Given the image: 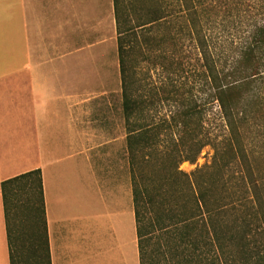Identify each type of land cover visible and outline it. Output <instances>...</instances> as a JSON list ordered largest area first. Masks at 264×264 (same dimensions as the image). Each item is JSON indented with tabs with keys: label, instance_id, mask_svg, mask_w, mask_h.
<instances>
[{
	"label": "trees",
	"instance_id": "16d2710c",
	"mask_svg": "<svg viewBox=\"0 0 264 264\" xmlns=\"http://www.w3.org/2000/svg\"><path fill=\"white\" fill-rule=\"evenodd\" d=\"M114 7L140 264H264V0ZM155 71L175 77L144 81ZM207 146L209 165L180 170ZM1 189L10 264H52L41 171ZM27 212L38 232L22 242Z\"/></svg>",
	"mask_w": 264,
	"mask_h": 264
},
{
	"label": "crops",
	"instance_id": "0c3cea01",
	"mask_svg": "<svg viewBox=\"0 0 264 264\" xmlns=\"http://www.w3.org/2000/svg\"><path fill=\"white\" fill-rule=\"evenodd\" d=\"M119 74L114 0H0V264L1 185L36 170L52 264H140Z\"/></svg>",
	"mask_w": 264,
	"mask_h": 264
},
{
	"label": "rangeland",
	"instance_id": "374dc122",
	"mask_svg": "<svg viewBox=\"0 0 264 264\" xmlns=\"http://www.w3.org/2000/svg\"><path fill=\"white\" fill-rule=\"evenodd\" d=\"M188 42H186L187 45ZM194 48H187V53L185 54L186 58L184 59L185 63H186V67H190L188 66L189 62L195 63L196 62V58L198 57L197 52L195 50H193ZM145 71H148L147 68H145ZM120 72V69H119ZM141 74V72H139ZM143 73V71H142ZM191 73L189 71V75L185 76L188 78H191ZM142 77H144V81L146 80L148 83L151 82L152 84H156L158 86L161 85L162 82H164L165 78L167 79V81L169 80V78H173L175 77V75L173 73L167 74V73H160V72H152L150 73L149 77L146 74H142ZM179 76H177L176 78H178ZM119 89L121 91V79H120V74H119ZM175 80V79H173ZM110 81V85L111 87L114 85V79L111 77L109 79ZM121 95V94H120ZM121 100V99H120ZM115 101H117V98L115 99ZM174 105L173 104H169V103H165V105H160L157 110V114L155 116L159 118H163V117H167L168 115H170V111L174 110ZM217 109L215 108H211V111L209 113V118L210 120H214L216 119L217 116ZM156 112V111H155ZM215 126V124H214ZM213 150L210 146L205 147L200 156L198 157L197 161L194 163H189V162H184L183 164H181L180 166V170L190 174L192 172H194L196 169L198 168H202L205 167L207 165H209L212 161V157H213ZM127 172L131 174V170H130V165H129V154H127ZM37 223L35 222V217L33 213L27 212V213H23L22 214V222L20 225V229L21 232L23 234L22 236V242H26V238L27 236H30L32 238H34L36 235V233L38 232V227L36 225Z\"/></svg>",
	"mask_w": 264,
	"mask_h": 264
}]
</instances>
